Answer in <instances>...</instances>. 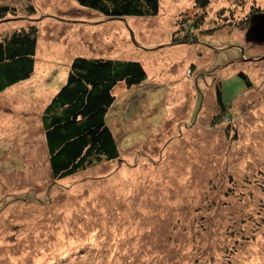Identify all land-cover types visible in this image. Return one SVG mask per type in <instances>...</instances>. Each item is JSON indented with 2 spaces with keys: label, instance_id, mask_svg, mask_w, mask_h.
Listing matches in <instances>:
<instances>
[{
  "label": "rangeland",
  "instance_id": "1",
  "mask_svg": "<svg viewBox=\"0 0 264 264\" xmlns=\"http://www.w3.org/2000/svg\"><path fill=\"white\" fill-rule=\"evenodd\" d=\"M195 1L0 0V39L37 28L32 75L0 92V264H264V43L245 36L264 0ZM77 56L147 77L113 88L119 156L54 180L42 114Z\"/></svg>",
  "mask_w": 264,
  "mask_h": 264
},
{
  "label": "trees",
  "instance_id": "2",
  "mask_svg": "<svg viewBox=\"0 0 264 264\" xmlns=\"http://www.w3.org/2000/svg\"><path fill=\"white\" fill-rule=\"evenodd\" d=\"M88 9L110 18L153 16L158 13L159 0H76ZM209 0H196L197 8H205ZM8 4H0V21L6 14H16ZM27 14L34 12L32 6ZM195 25V24H193ZM173 42L190 40L184 36ZM37 28L29 25L7 33L0 39V92L29 78L34 71ZM140 62L111 58L72 59L64 84L46 105L42 114L44 139L52 179L72 175L101 161L119 156L118 146L106 114L115 96L113 88L120 82L126 87L146 79ZM221 103L220 91H216Z\"/></svg>",
  "mask_w": 264,
  "mask_h": 264
},
{
  "label": "water",
  "instance_id": "3",
  "mask_svg": "<svg viewBox=\"0 0 264 264\" xmlns=\"http://www.w3.org/2000/svg\"><path fill=\"white\" fill-rule=\"evenodd\" d=\"M247 40L254 43H264V13H256L250 17V25L245 34ZM264 58V55L259 59Z\"/></svg>",
  "mask_w": 264,
  "mask_h": 264
}]
</instances>
